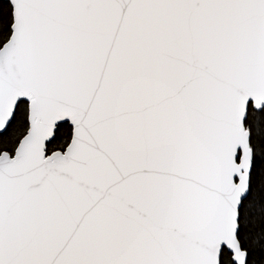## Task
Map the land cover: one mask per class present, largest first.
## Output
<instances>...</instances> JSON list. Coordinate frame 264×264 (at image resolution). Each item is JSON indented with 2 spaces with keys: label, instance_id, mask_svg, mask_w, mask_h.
I'll list each match as a JSON object with an SVG mask.
<instances>
[{
  "label": "snow or ice",
  "instance_id": "1",
  "mask_svg": "<svg viewBox=\"0 0 264 264\" xmlns=\"http://www.w3.org/2000/svg\"><path fill=\"white\" fill-rule=\"evenodd\" d=\"M0 264H264V0H0Z\"/></svg>",
  "mask_w": 264,
  "mask_h": 264
}]
</instances>
